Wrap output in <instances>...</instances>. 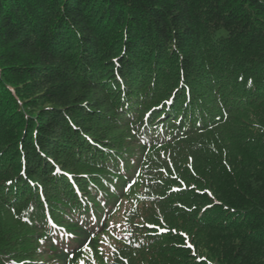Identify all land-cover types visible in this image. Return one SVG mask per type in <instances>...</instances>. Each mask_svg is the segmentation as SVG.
<instances>
[{
  "label": "trees",
  "instance_id": "trees-1",
  "mask_svg": "<svg viewBox=\"0 0 264 264\" xmlns=\"http://www.w3.org/2000/svg\"><path fill=\"white\" fill-rule=\"evenodd\" d=\"M0 264H264V0H0Z\"/></svg>",
  "mask_w": 264,
  "mask_h": 264
}]
</instances>
